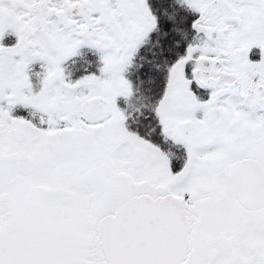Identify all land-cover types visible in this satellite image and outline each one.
Wrapping results in <instances>:
<instances>
[{
    "label": "snow or ice",
    "instance_id": "snow-or-ice-1",
    "mask_svg": "<svg viewBox=\"0 0 264 264\" xmlns=\"http://www.w3.org/2000/svg\"><path fill=\"white\" fill-rule=\"evenodd\" d=\"M0 264H264V0H0Z\"/></svg>",
    "mask_w": 264,
    "mask_h": 264
}]
</instances>
